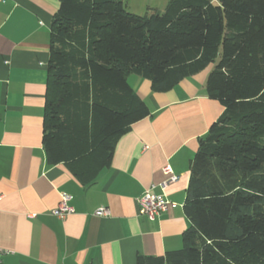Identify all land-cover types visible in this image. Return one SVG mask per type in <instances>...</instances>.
<instances>
[{
  "label": "trees",
  "instance_id": "16d2710c",
  "mask_svg": "<svg viewBox=\"0 0 264 264\" xmlns=\"http://www.w3.org/2000/svg\"><path fill=\"white\" fill-rule=\"evenodd\" d=\"M216 61L206 92L224 111L191 164L192 225L181 249L137 264H264V0H169L149 16L124 0H60L53 17L44 146L84 185L151 115L130 76L167 92Z\"/></svg>",
  "mask_w": 264,
  "mask_h": 264
},
{
  "label": "crops",
  "instance_id": "0c3cea01",
  "mask_svg": "<svg viewBox=\"0 0 264 264\" xmlns=\"http://www.w3.org/2000/svg\"><path fill=\"white\" fill-rule=\"evenodd\" d=\"M60 0H0V250L3 264H137L183 247L192 221L184 204L200 139L224 111L197 73L167 92L149 80L129 82L151 115L116 143L111 164L90 184L44 146L51 27ZM170 165L179 179L164 189ZM152 184L172 201L155 220L139 199ZM75 209L51 213L62 195ZM105 207L108 215H97Z\"/></svg>",
  "mask_w": 264,
  "mask_h": 264
},
{
  "label": "built area",
  "instance_id": "2783aa9c",
  "mask_svg": "<svg viewBox=\"0 0 264 264\" xmlns=\"http://www.w3.org/2000/svg\"><path fill=\"white\" fill-rule=\"evenodd\" d=\"M163 172L168 176V179L160 184L161 188L164 189L168 184L175 182L179 179L178 175L175 174L170 165H166L163 168ZM157 184H152L148 189H146L139 199L141 212L145 214L150 220H155L162 213L166 212L172 201L168 200L164 194L155 193V188ZM72 196L69 194H63L61 202L59 205L52 209L51 213L59 218H65L67 215L72 214L75 209L69 203ZM96 214L103 216L108 215L109 210L105 207H100L96 210ZM0 264H3L1 260V250H0Z\"/></svg>",
  "mask_w": 264,
  "mask_h": 264
},
{
  "label": "rangeland",
  "instance_id": "374dc122",
  "mask_svg": "<svg viewBox=\"0 0 264 264\" xmlns=\"http://www.w3.org/2000/svg\"><path fill=\"white\" fill-rule=\"evenodd\" d=\"M128 4V10L139 15H151L153 13L163 12L166 8L169 0H124ZM216 63L209 64L206 69L203 70L204 73L210 74V72L215 68Z\"/></svg>",
  "mask_w": 264,
  "mask_h": 264
}]
</instances>
